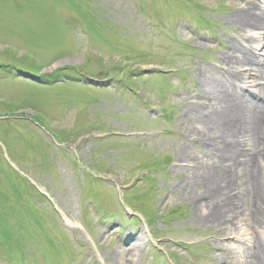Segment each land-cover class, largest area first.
I'll use <instances>...</instances> for the list:
<instances>
[{
  "label": "rangeland",
  "instance_id": "obj_1",
  "mask_svg": "<svg viewBox=\"0 0 264 264\" xmlns=\"http://www.w3.org/2000/svg\"><path fill=\"white\" fill-rule=\"evenodd\" d=\"M237 5L0 0V264H117L127 235L144 243L135 264L243 260L251 232L215 231L193 199L212 206L203 160L227 165L192 102Z\"/></svg>",
  "mask_w": 264,
  "mask_h": 264
},
{
  "label": "bare ground",
  "instance_id": "obj_2",
  "mask_svg": "<svg viewBox=\"0 0 264 264\" xmlns=\"http://www.w3.org/2000/svg\"><path fill=\"white\" fill-rule=\"evenodd\" d=\"M242 4L227 18L238 34L231 39L224 55L219 56L220 67L199 69L200 89L204 93L192 102L199 105L194 117L202 122L203 128L209 121L215 123L216 130L207 136L216 141L212 150L217 148L223 153L227 165L220 168L217 159L205 158L200 168L205 175L201 184L212 206H208L206 198L193 199L199 220L215 231L220 229L240 240L239 227H242L253 235L250 246L240 252L243 260H229V264H264V235L260 236V227L257 228L264 220V186L258 180L264 173V0H242ZM245 88L251 91L248 97L256 98L255 104L241 97ZM203 108L207 109L208 119L199 117ZM197 181L183 183V193L189 196L196 192ZM126 237V243L132 239L137 242L128 249L117 250V264H135L142 254L141 237Z\"/></svg>",
  "mask_w": 264,
  "mask_h": 264
}]
</instances>
